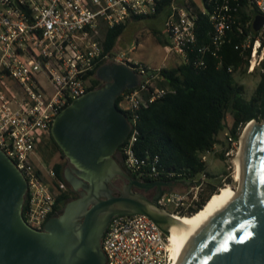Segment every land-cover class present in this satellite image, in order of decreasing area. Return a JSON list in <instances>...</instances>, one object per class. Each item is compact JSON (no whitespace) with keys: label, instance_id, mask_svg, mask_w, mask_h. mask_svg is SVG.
<instances>
[{"label":"built area","instance_id":"obj_1","mask_svg":"<svg viewBox=\"0 0 264 264\" xmlns=\"http://www.w3.org/2000/svg\"><path fill=\"white\" fill-rule=\"evenodd\" d=\"M253 8L264 16V0H0V148L27 180L23 207L27 223L43 229L58 211L59 195L67 191L66 181L40 154V144L49 137L55 116L89 91L98 67L107 62L125 64L141 77L139 85L124 91L119 102L129 112L132 125L121 147L123 167L140 180L175 182L173 188H164L156 202L164 209L172 205L174 215H188L205 189L207 174L203 172L198 179L167 170L159 167L156 157H140L134 150L140 108L171 91L156 84L164 78L162 67H151L135 57L139 40L127 50H105L103 30L164 10L165 30L171 40L168 53H176L185 62L188 49L196 44L199 14L208 15L213 25L211 43L199 51L213 46L217 55L233 25L239 23L241 32L242 25H253L254 18L239 20L241 12L252 15ZM259 32L252 44L248 72L264 57V48L259 51L264 23ZM251 40L249 33L244 44L250 47ZM194 62L205 64L201 58ZM225 136L236 142L229 132ZM215 146L201 155L202 161ZM101 244L106 264H171L169 236L143 213L114 215Z\"/></svg>","mask_w":264,"mask_h":264},{"label":"water","instance_id":"obj_2","mask_svg":"<svg viewBox=\"0 0 264 264\" xmlns=\"http://www.w3.org/2000/svg\"><path fill=\"white\" fill-rule=\"evenodd\" d=\"M263 23L264 16L255 15L254 30ZM96 78L102 81L99 87L72 100L53 120L51 135L69 163L63 178L79 195L43 229L25 220L27 180L0 148V264H106L101 240L117 214H146L168 236L176 225L174 214L156 202L164 186L173 188L175 182L134 178L116 158L132 127L116 101L139 85L140 75L125 64L107 62ZM248 124L236 197L177 264H264V119ZM134 188L156 192L149 198Z\"/></svg>","mask_w":264,"mask_h":264},{"label":"trees","instance_id":"obj_3","mask_svg":"<svg viewBox=\"0 0 264 264\" xmlns=\"http://www.w3.org/2000/svg\"><path fill=\"white\" fill-rule=\"evenodd\" d=\"M254 17L253 14L241 12L239 20L246 21ZM138 18L140 17L135 20H139ZM130 20L132 19L103 30L105 50L112 51L117 48V41ZM242 27L243 32L239 30V23L227 31L226 41L217 51V55L212 51L213 46L205 52H200L201 46L211 43L213 25L208 15H198L196 44L194 49H188V60L176 66L160 69L164 78L157 80L156 84L171 91L162 98L142 106L138 112L136 125L138 137L134 146L137 155L156 157L159 167L196 176L206 168L201 155L216 144L225 145L220 152L221 157L225 158L230 142L226 136V141L221 140V134L225 135L228 131L237 139L241 124H247L253 119L258 121L264 119V57L254 71L248 72L252 44L260 32L255 31L253 25ZM249 33L252 40L250 47H247L244 42ZM260 40L259 51L264 48V33ZM200 58L205 64L198 66L194 59ZM247 73L260 74V79L250 95L246 93V85L240 77ZM92 82L89 90L102 84L96 77L92 78ZM121 98L122 95L117 98L118 107ZM124 112L129 114L127 111ZM228 115L231 117V124L227 123ZM47 139L45 147L40 149V152L43 150L48 156L55 153L64 155L51 132ZM43 143L40 144V148ZM122 146L123 143L117 151L121 152ZM118 160L123 164L122 157ZM53 166L58 177L64 179L63 164L55 162ZM208 185L206 188L209 189V193L207 195L204 192L200 193L196 206L190 207L189 215L201 209L211 194L218 191L217 185L209 183ZM73 197L71 189L59 195L56 215L63 211L64 204Z\"/></svg>","mask_w":264,"mask_h":264},{"label":"rangeland","instance_id":"obj_4","mask_svg":"<svg viewBox=\"0 0 264 264\" xmlns=\"http://www.w3.org/2000/svg\"><path fill=\"white\" fill-rule=\"evenodd\" d=\"M252 14L256 15L257 10L253 8ZM165 18V11H161L156 14V16L140 17L138 18L139 20H135L136 18L130 20L126 25L122 35L118 39L117 48L127 50L133 44H135L136 40H139L140 46L135 51V57L139 61L144 62L151 67H172L178 65L181 62L180 56L173 52L168 53V47L171 40L165 30ZM240 77L246 85V93L250 95L254 91L260 79V74L247 73ZM226 120L228 124H231L230 115H228ZM247 125L248 123L243 125L241 124L239 126L238 138L236 139L235 143L230 142V146L227 149V151H230V154L227 155L225 153L224 159L221 157L220 152L225 148V145L221 143L216 144L214 150L207 154V159L205 161L206 168L204 171L207 174V178L205 189L203 191L205 195L209 193V189H207L209 186L208 183L217 185L216 188L218 190L225 184H230L232 187L238 188L239 182L235 177L234 161L241 146V136L244 130H246ZM220 139L226 141L225 135L221 134ZM47 141L48 139L43 143L41 148L39 147V152L40 149L45 147ZM41 152L40 154L42 155L43 159L46 160L45 158L48 156L47 152ZM120 156L121 155L117 151L116 158L118 159ZM47 159V163L50 165H53L55 162H65V158H63L60 153H55L52 156H48ZM202 173L203 172L198 173L196 177L201 179ZM117 185L120 190L122 188V183H118ZM178 188L183 189V186L180 185ZM193 204L196 206V202ZM167 210L172 212L174 211V207L170 205L167 207Z\"/></svg>","mask_w":264,"mask_h":264},{"label":"bare ground","instance_id":"obj_5","mask_svg":"<svg viewBox=\"0 0 264 264\" xmlns=\"http://www.w3.org/2000/svg\"><path fill=\"white\" fill-rule=\"evenodd\" d=\"M250 125L248 124L241 136V146L235 157V177L240 182L243 176V157L245 142ZM238 188L230 184L221 186L211 194L201 209L193 214L174 215L176 225L169 235L171 264H177L196 236L211 223L236 197Z\"/></svg>","mask_w":264,"mask_h":264},{"label":"flooded vegetation","instance_id":"obj_6","mask_svg":"<svg viewBox=\"0 0 264 264\" xmlns=\"http://www.w3.org/2000/svg\"><path fill=\"white\" fill-rule=\"evenodd\" d=\"M118 153L121 155V152L120 151H118ZM61 155V154H60ZM63 158H65V162L64 163H62L63 164V168H62V175H63V173H64V171H65V169H66V167H68L69 165V163H68V159L66 158V156H64V155H61ZM122 156H120V157H118V158H121ZM130 173V172H129ZM134 178H137V179H139L136 175H134V174H132V173H130ZM65 180V179H64ZM140 180V179H139ZM151 180H153V179H151ZM66 181V180H65ZM143 181H149V180H143ZM66 183H67V190H72L73 191V198H75L76 196H78L79 195V192H77V191H75L72 187H71V185L66 181ZM165 187H167V186H164V188ZM135 190H137V191H142V192H144V190H142V189H139V188H134ZM155 192H156V188H153V189H150V190H147V191H145L144 193L149 197V198H152L153 197V195L155 194Z\"/></svg>","mask_w":264,"mask_h":264},{"label":"crops","instance_id":"obj_7","mask_svg":"<svg viewBox=\"0 0 264 264\" xmlns=\"http://www.w3.org/2000/svg\"><path fill=\"white\" fill-rule=\"evenodd\" d=\"M161 11H164V10H161ZM161 11H160V12H161ZM119 38H120V37H119ZM117 43H118V41H117ZM116 49H118V48H116Z\"/></svg>","mask_w":264,"mask_h":264}]
</instances>
